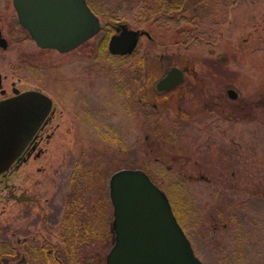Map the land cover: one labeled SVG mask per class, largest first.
<instances>
[{"label":"rangeland","instance_id":"obj_1","mask_svg":"<svg viewBox=\"0 0 264 264\" xmlns=\"http://www.w3.org/2000/svg\"><path fill=\"white\" fill-rule=\"evenodd\" d=\"M90 1L112 34L125 24L148 36L140 35L128 55H112L107 40L103 48L102 30L60 53L38 47L16 24L12 0H0V38L7 40L0 73L53 96L59 123L35 164L42 169L22 167L7 181L16 196L24 187L33 200L6 203L0 242L62 244L60 220L75 177L85 221L81 244L106 264L109 177L138 168L176 198L202 264H264V0H181L190 19L176 26L162 22L161 0ZM142 56L147 69L138 75ZM173 66L185 71L183 83L151 93L148 77ZM22 253L6 259L16 262Z\"/></svg>","mask_w":264,"mask_h":264},{"label":"water","instance_id":"obj_2","mask_svg":"<svg viewBox=\"0 0 264 264\" xmlns=\"http://www.w3.org/2000/svg\"><path fill=\"white\" fill-rule=\"evenodd\" d=\"M18 21L36 45L65 53L95 36L99 17L86 0H12ZM110 36L108 51L129 54L137 38L148 33L121 24ZM6 41L0 38V46ZM184 70L173 66L155 83L156 90L178 86ZM235 98L234 90L229 89ZM53 111L51 97L40 90H27L0 99V176H9L15 164ZM1 182V181H0ZM0 187H2L0 185ZM8 182L6 187L9 188ZM113 208V245L106 264H202L178 223L167 195L138 168H122L109 177Z\"/></svg>","mask_w":264,"mask_h":264},{"label":"trees","instance_id":"obj_3","mask_svg":"<svg viewBox=\"0 0 264 264\" xmlns=\"http://www.w3.org/2000/svg\"><path fill=\"white\" fill-rule=\"evenodd\" d=\"M89 6L93 9L91 1L87 0ZM160 18L163 23L169 24L173 23L176 25H180L181 21H188L190 18L186 16V6L182 4L181 0H161L160 5L158 6ZM102 31H104L102 46L106 47V40H108L109 36L112 34V30L109 29L108 25L102 26ZM148 57L142 56L137 59V67L136 69L138 75L147 69ZM155 62V61H154ZM158 75L153 77H148V90L153 93L155 92L153 85V81L158 79ZM152 86V87H150ZM148 95L145 93L141 100L147 98ZM73 181L71 183V192L65 207L64 217L62 218L60 223V232H61V242L62 244H58L56 241L53 247H47L44 244L43 246L34 245V246H25L24 248L11 247L7 242H0V264H105L104 260H101L98 253H93V255H88V250L85 245H82V238L79 235V231L82 228L83 223L85 221L82 217V195L80 196L77 185L80 183L77 181L75 177L72 178ZM80 186V185H79ZM15 191V190H14ZM13 192V190L11 191ZM81 194V193H80ZM15 195V194H14ZM26 192H22L21 199L26 202H31L33 199L31 197L26 196ZM176 199V198H174ZM173 198L169 196V201L172 206L174 215L177 217L178 222L181 224L183 230L184 226L182 224V220L177 208L175 205V201ZM104 200H100V210L107 212L108 205ZM45 218V217H44ZM43 218V219H44ZM87 230V228L85 229ZM113 230L111 239H113ZM84 247L83 249L81 248ZM24 253V259H18L16 262L8 261L7 258L17 256L19 253Z\"/></svg>","mask_w":264,"mask_h":264},{"label":"flooded vegetation","instance_id":"obj_4","mask_svg":"<svg viewBox=\"0 0 264 264\" xmlns=\"http://www.w3.org/2000/svg\"><path fill=\"white\" fill-rule=\"evenodd\" d=\"M12 6H13V3H12ZM13 9H14L15 15H16V24H18L21 28H23L27 31V29L23 25H21L20 22L18 21L17 12H16L14 6H13ZM27 33H28V31H27ZM28 35L30 36L29 33H28ZM30 38L33 39L31 36H30ZM5 41H6V45H7V40L5 39ZM6 45H5V47H2V48H6L7 47ZM68 52H70V51H68ZM13 76L14 75H12L9 78L7 74L2 75L0 73V99L1 98L4 99V98L10 97V96L12 97V95H15L16 93H21V92H24L27 90H34L35 89V90H40V91L44 92L43 90H41L39 88L38 85H36V86H33V85L25 86L23 84L22 78H19L18 76H14V77ZM177 87H179V85ZM177 87L170 89L169 91H159V90L158 91L160 93L171 92L174 89H176ZM158 91H156V92H158ZM226 93L228 94L229 98L232 99L231 94L228 92V89L226 90ZM49 97H51V96H49ZM51 99H52V102L54 105L53 96L51 97ZM55 113H56V110H55V107L53 106L52 113L48 116V119L45 121V123H43L40 127H38L39 129L36 131L35 136L33 137L31 142H29V144L27 145V147L23 151L21 160L15 164L16 170L13 174L17 175V173H18L17 170H19L22 167H24L25 170L26 169L32 170L34 168L35 164L40 159V157L47 151L48 145H49L52 137H54L57 129L59 128L58 127L59 123L56 121L57 117H55ZM35 167H36V170H38V171H40V169H42L40 166H37V165ZM13 174H11L9 176V179L13 176ZM6 177H7V175L6 176H0V181H1L0 185L2 187L3 186L6 187L8 184ZM2 187H0V213H2L5 210L7 202L9 203L11 201H14L15 199L22 200L20 196H22V192H25L24 187H22L20 190V195L16 196V195H14L15 194L14 190L17 188L12 189L13 192H11L12 190L9 191V190H7L8 188H2ZM26 239L27 238L25 237V238H23V240H18V242L22 243L21 241H26ZM43 242H45V241H43ZM54 244H53V246H54ZM43 245H44V243L41 246H43ZM53 246H49V247H53ZM21 247H22V245H21ZM23 256L24 255L22 253L21 257H23Z\"/></svg>","mask_w":264,"mask_h":264}]
</instances>
